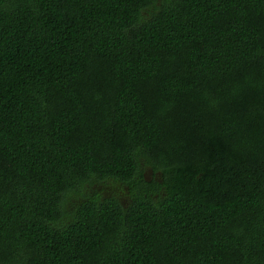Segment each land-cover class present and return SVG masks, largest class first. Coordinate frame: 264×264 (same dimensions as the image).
Returning <instances> with one entry per match:
<instances>
[{
  "label": "trees",
  "instance_id": "16d2710c",
  "mask_svg": "<svg viewBox=\"0 0 264 264\" xmlns=\"http://www.w3.org/2000/svg\"><path fill=\"white\" fill-rule=\"evenodd\" d=\"M0 264H264V0H0Z\"/></svg>",
  "mask_w": 264,
  "mask_h": 264
}]
</instances>
